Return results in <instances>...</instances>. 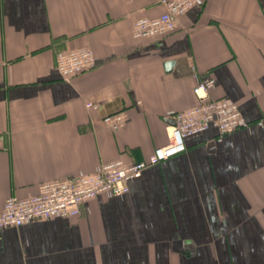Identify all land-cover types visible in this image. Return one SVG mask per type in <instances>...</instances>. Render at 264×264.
I'll list each match as a JSON object with an SVG mask.
<instances>
[{"label":"crops","instance_id":"obj_1","mask_svg":"<svg viewBox=\"0 0 264 264\" xmlns=\"http://www.w3.org/2000/svg\"><path fill=\"white\" fill-rule=\"evenodd\" d=\"M163 11L161 0H0V212L44 182L148 160L173 116L200 104L202 79L249 122L188 137L128 193L77 216L5 228L0 264H264V0H204L174 32L137 36V20ZM81 47L95 66L66 80L57 58ZM118 112L114 130L104 117Z\"/></svg>","mask_w":264,"mask_h":264},{"label":"built area","instance_id":"obj_2","mask_svg":"<svg viewBox=\"0 0 264 264\" xmlns=\"http://www.w3.org/2000/svg\"><path fill=\"white\" fill-rule=\"evenodd\" d=\"M204 0H161L164 11L157 17H144L135 22V33L141 38H156L174 32L180 20ZM95 54L90 47H81L61 53L56 67L61 76L70 80L95 66ZM216 80H200L194 93L200 104L177 112L174 124L169 126V143L155 149L148 160L125 162L116 160L103 165L100 171L88 176L44 182L37 194L27 198L10 196L0 212V232L8 227H19L27 222L55 217H72L82 213L83 206L102 193L123 196L130 190L129 182L142 176L148 167L158 165L187 150L186 139L215 127L220 136L249 126L239 102L229 98H212ZM87 108L99 110L100 105L87 103ZM112 129L124 126L126 116L118 112L104 117Z\"/></svg>","mask_w":264,"mask_h":264},{"label":"water","instance_id":"obj_3","mask_svg":"<svg viewBox=\"0 0 264 264\" xmlns=\"http://www.w3.org/2000/svg\"><path fill=\"white\" fill-rule=\"evenodd\" d=\"M173 66V61L167 63V69L170 70Z\"/></svg>","mask_w":264,"mask_h":264}]
</instances>
